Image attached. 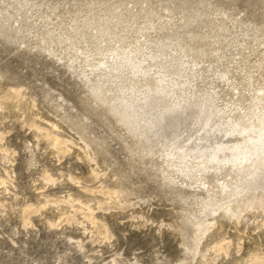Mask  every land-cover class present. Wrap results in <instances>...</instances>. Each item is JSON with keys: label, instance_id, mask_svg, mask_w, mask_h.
Segmentation results:
<instances>
[{"label": "rangeland", "instance_id": "obj_1", "mask_svg": "<svg viewBox=\"0 0 264 264\" xmlns=\"http://www.w3.org/2000/svg\"><path fill=\"white\" fill-rule=\"evenodd\" d=\"M263 135L264 0H0V264H264Z\"/></svg>", "mask_w": 264, "mask_h": 264}, {"label": "bare ground", "instance_id": "obj_2", "mask_svg": "<svg viewBox=\"0 0 264 264\" xmlns=\"http://www.w3.org/2000/svg\"><path fill=\"white\" fill-rule=\"evenodd\" d=\"M213 138V137H212ZM258 140H254V139H250V142L253 144V145H255V146H257V147H259L260 145H264V135L263 136H261L260 137V139L259 138H257ZM204 142V141H203ZM204 146V145H203ZM225 146V143L223 142V141H220V144H219V146H216V150H215V152L213 153V154H210L211 152H209L208 151V149L206 148V149H203L202 147V149H203V152H206V155H209V159H211L212 161L214 160V159H217V153L218 152H220V151H222L223 149V147ZM235 147H237V145L235 144V145H233L232 147H230L229 149L231 150V149H234ZM200 148V149H201ZM205 148V147H204ZM240 148V147H239ZM255 148V147H254ZM253 148V149H254ZM261 148V147H260ZM264 148V147H263ZM211 149V148H210ZM215 149V148H214ZM256 149V148H255ZM238 151V150H237ZM255 151V150H254ZM257 151V150H256ZM262 151V150H261ZM262 153V152H261ZM260 155V154H259ZM263 155V154H262ZM254 156H255V154H254ZM263 158H264V156H263ZM237 159V158H236ZM262 159V158H261ZM242 160L243 161H246V160H249L248 158H247V155H244V157L242 158Z\"/></svg>", "mask_w": 264, "mask_h": 264}]
</instances>
